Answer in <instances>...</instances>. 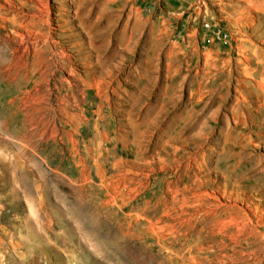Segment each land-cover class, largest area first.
<instances>
[{"label": "rangeland", "instance_id": "374dc122", "mask_svg": "<svg viewBox=\"0 0 264 264\" xmlns=\"http://www.w3.org/2000/svg\"><path fill=\"white\" fill-rule=\"evenodd\" d=\"M247 2L0 0V264H264Z\"/></svg>", "mask_w": 264, "mask_h": 264}, {"label": "bare ground", "instance_id": "6f19581e", "mask_svg": "<svg viewBox=\"0 0 264 264\" xmlns=\"http://www.w3.org/2000/svg\"><path fill=\"white\" fill-rule=\"evenodd\" d=\"M247 4H248L249 11H251V8H252V11H256V13H257V11H261V13L257 14L258 15L257 16V18H258L257 21L258 22H256L255 25H258L259 23L260 24H264V0H248ZM45 11L49 12V10L47 8L45 9ZM30 35H33V34L31 32H29V33L18 32V34H17V37H19L21 40L18 42V45L15 47V49L18 50L21 54L23 53V54L26 55L28 53H31V45L30 44L35 45V44L40 43L39 40L44 41V40H42V38H41L42 36L39 35V33H36V35H33V37H30ZM33 38H35V39H33ZM224 39L228 40L229 37H226ZM253 46H254L253 56L258 59V63H257V66H256V68H258V67H260V65H259V61H260V59H259V50H260V47H259V45L255 44V43H254ZM70 70L74 71V69H70ZM259 70L260 69H257L256 71L258 72ZM74 129L78 130L79 129V125H77ZM16 158L19 161H23L22 159L25 158V155L24 154H20V155L16 156ZM35 189H36L37 192L41 191V192L45 193V189H44V185L43 184H40L39 187H37ZM26 224L27 225L29 224V220H26ZM28 232H30V231H28ZM11 237L12 238L14 237L13 233L11 234ZM25 264H27V263H25Z\"/></svg>", "mask_w": 264, "mask_h": 264}]
</instances>
